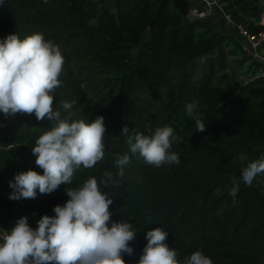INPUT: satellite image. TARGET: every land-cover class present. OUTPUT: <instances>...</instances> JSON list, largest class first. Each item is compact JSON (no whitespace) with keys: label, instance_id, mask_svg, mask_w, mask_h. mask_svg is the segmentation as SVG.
<instances>
[{"label":"trees","instance_id":"16d2710c","mask_svg":"<svg viewBox=\"0 0 264 264\" xmlns=\"http://www.w3.org/2000/svg\"><path fill=\"white\" fill-rule=\"evenodd\" d=\"M108 1L112 7H104ZM216 1L209 16L197 17L183 15L172 0L160 13L162 0H4L0 39L16 33L23 40L40 32L62 51L54 110L61 118L86 122L103 116L106 133L104 159L77 169L70 185L46 194L37 190L35 199L11 200L15 174L43 175L32 148L55 124L26 114L25 128L0 135L1 144L15 149L0 156V209L24 211L35 230L42 216H54V207L67 202V188L89 177L99 183L111 172L107 186L100 185L112 200L107 226L127 222L136 232L129 242L132 254H122L126 264H138L147 232L158 227L168 233L165 243L180 260L200 250L213 264H264V175L251 186L241 179L242 168L264 154V63L246 50L237 29L242 24L262 30L263 11L260 0ZM188 5L190 11L208 6L206 0ZM203 56L208 59L201 65ZM197 69L200 78L194 80ZM65 102L72 108L63 109ZM192 102L206 125L203 132L186 114ZM124 125L145 135L171 126L178 137L171 151L180 164L157 168L131 155ZM125 152L131 162L120 177L115 160ZM233 179L239 182L234 198ZM16 222L0 220V226L12 229Z\"/></svg>","mask_w":264,"mask_h":264},{"label":"clouds","instance_id":"9594fccd","mask_svg":"<svg viewBox=\"0 0 264 264\" xmlns=\"http://www.w3.org/2000/svg\"><path fill=\"white\" fill-rule=\"evenodd\" d=\"M4 0H0L2 6ZM47 3L48 0H43ZM208 56L198 58L203 65ZM65 58L52 40L43 33L34 32L23 40L15 34L0 39V113L5 117L17 114H35L38 121L47 118L55 121L50 130L35 140L32 153L35 163L43 169V175L28 170L14 176L9 186L14 190L9 199H35L51 193L61 184L70 185L77 169H91L105 157L104 137L106 126L103 116L93 121L61 118L54 110L53 93L62 84ZM200 78L197 69L193 79ZM75 103V101H73ZM72 103H63V109H71ZM186 114L195 121L196 131L203 132L196 102L186 104ZM131 155H138L145 164L161 167L165 164H180L179 154L171 151L178 139L171 126L156 127L151 135H145L127 125L122 128ZM129 152L117 155L115 166L123 177L124 167L131 162ZM241 163L245 157L239 158ZM258 175H264V154L242 168L241 179L251 186ZM111 172H105L98 183L89 177L77 188H67L69 199L54 207V216L44 215L33 230L26 217L17 220L11 231L0 233V264H126L122 254L131 255L136 232L127 222H112L109 206L112 200L100 185L107 186ZM230 195L239 191V182L232 181ZM219 194V189H217ZM168 233L155 228L146 234L147 244L138 264H213L210 257L197 250L183 260L167 243Z\"/></svg>","mask_w":264,"mask_h":264},{"label":"built area","instance_id":"2783aa9c","mask_svg":"<svg viewBox=\"0 0 264 264\" xmlns=\"http://www.w3.org/2000/svg\"><path fill=\"white\" fill-rule=\"evenodd\" d=\"M207 9L199 11L197 9L191 10V16L207 17L213 11V4H217L216 0H206ZM228 19L232 22L229 15ZM233 23V22H232ZM238 34L246 42L247 50L258 60L264 62V55L260 53V47L264 44V28L258 32H252L242 24H237ZM9 126V119L0 114V128H7ZM3 231H11V228L0 226V233Z\"/></svg>","mask_w":264,"mask_h":264},{"label":"crops","instance_id":"0c3cea01","mask_svg":"<svg viewBox=\"0 0 264 264\" xmlns=\"http://www.w3.org/2000/svg\"><path fill=\"white\" fill-rule=\"evenodd\" d=\"M260 6L263 11L261 24L264 25V0H260ZM247 50V49H246ZM260 53L264 55V44L260 47ZM264 63V62H263ZM28 124V118L26 114H20L16 118L9 120V126L7 128H0V135L4 132V130H22ZM13 146H4L0 143V156L5 157L6 154H11L14 152ZM25 212L19 210L14 213H7L0 209V220L5 221L7 224L12 225L14 224L19 218L25 217Z\"/></svg>","mask_w":264,"mask_h":264},{"label":"water","instance_id":"95a60500","mask_svg":"<svg viewBox=\"0 0 264 264\" xmlns=\"http://www.w3.org/2000/svg\"><path fill=\"white\" fill-rule=\"evenodd\" d=\"M167 0H162V3H161V6H160V9H159V12H161V10L163 9L164 7V4L166 3ZM173 3L179 8L180 12L183 14V15H189L190 13V8H189V5H188V0H172ZM157 19V17L155 18V20ZM241 41L243 42L244 39H241Z\"/></svg>","mask_w":264,"mask_h":264},{"label":"rangeland","instance_id":"374dc122","mask_svg":"<svg viewBox=\"0 0 264 264\" xmlns=\"http://www.w3.org/2000/svg\"><path fill=\"white\" fill-rule=\"evenodd\" d=\"M113 4H114L113 1H108L107 3H105L104 7H107V6L112 7ZM102 7H103V5H102ZM241 39H242V38H241ZM25 215H26V214H25Z\"/></svg>","mask_w":264,"mask_h":264}]
</instances>
